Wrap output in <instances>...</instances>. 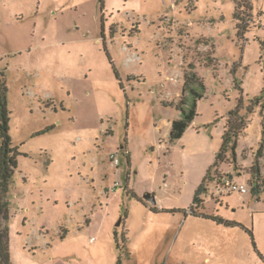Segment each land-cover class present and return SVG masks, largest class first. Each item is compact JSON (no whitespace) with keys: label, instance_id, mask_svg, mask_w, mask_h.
Returning <instances> with one entry per match:
<instances>
[{"label":"rangeland","instance_id":"obj_1","mask_svg":"<svg viewBox=\"0 0 264 264\" xmlns=\"http://www.w3.org/2000/svg\"><path fill=\"white\" fill-rule=\"evenodd\" d=\"M239 4L235 20V0H0L19 152L13 264H235L239 232L185 222L196 196V211L264 237V192L258 201L249 184L264 120V0ZM182 101L196 116L171 141ZM236 110L247 121L236 160L215 168ZM218 173L249 192L218 195Z\"/></svg>","mask_w":264,"mask_h":264},{"label":"trees","instance_id":"obj_2","mask_svg":"<svg viewBox=\"0 0 264 264\" xmlns=\"http://www.w3.org/2000/svg\"><path fill=\"white\" fill-rule=\"evenodd\" d=\"M236 1V11L234 14L235 20H240L238 10L240 8L239 0ZM240 27V25H239ZM243 30V28H241ZM197 95V94H196ZM262 97H257L253 101V106H260ZM183 101L177 106L178 110L181 112V117L175 121L172 125L170 132V140L178 141L181 140L188 129V127L193 122L196 116V102L189 112L184 111L182 108ZM261 114H264V105L262 106ZM10 120L11 113L8 107L7 101V87L5 82L4 73L0 74V264H13L10 248L8 243V228L7 222L9 220V210H10V200L9 194L11 189V184L17 169V158L19 152L16 147L12 144V139L10 136ZM247 127V121L245 117H240L238 111H233L230 113L229 120L225 127L224 135L222 138V147L220 152L217 154L215 163L213 167L218 168L222 163L228 162L229 157L235 162L236 160V150L238 146V139ZM264 159V120L262 122V137L259 143V147L254 155V161L250 167L249 184L252 189V193L255 196H259L264 192V172L262 169L261 161ZM128 157V163H129ZM218 178L219 173L217 174ZM210 177V172L207 175V179ZM206 181H204V187ZM201 204L200 198L198 196L194 199V204L189 208V216L202 217L207 220H211L218 225H225L227 227H235L237 224L227 221L223 218L217 216H210L201 214L196 211ZM195 205L198 207L195 208ZM248 233L253 241L254 248L256 249L254 234L252 229L242 228Z\"/></svg>","mask_w":264,"mask_h":264},{"label":"crops","instance_id":"obj_3","mask_svg":"<svg viewBox=\"0 0 264 264\" xmlns=\"http://www.w3.org/2000/svg\"><path fill=\"white\" fill-rule=\"evenodd\" d=\"M178 120V119H177ZM176 120V121H177ZM261 197L258 196V201H260ZM157 210H160L158 207ZM186 209V208H185ZM261 214H264V211L261 212ZM193 222L194 224H201L205 225L210 230L217 235L225 236L227 234H233L235 232H239V235L243 240H245V246L244 251L245 253H238V255H235V264H264V237L258 238L257 234L254 233V241L256 245V249L254 248L253 241L251 237L246 233L244 229H236L234 227H227L225 225H218L215 222L211 220L204 219L202 217H194V216H188L186 217V223L187 222ZM254 229H255V214H254Z\"/></svg>","mask_w":264,"mask_h":264},{"label":"built area","instance_id":"obj_4","mask_svg":"<svg viewBox=\"0 0 264 264\" xmlns=\"http://www.w3.org/2000/svg\"><path fill=\"white\" fill-rule=\"evenodd\" d=\"M118 164V161H116ZM238 193L240 195L247 194L249 192L248 186L244 184H237L236 182L232 181L229 178L221 177L218 180V195H222V193Z\"/></svg>","mask_w":264,"mask_h":264},{"label":"water","instance_id":"obj_5","mask_svg":"<svg viewBox=\"0 0 264 264\" xmlns=\"http://www.w3.org/2000/svg\"><path fill=\"white\" fill-rule=\"evenodd\" d=\"M144 200L151 205L155 206L157 204L156 197L154 194H147L144 196Z\"/></svg>","mask_w":264,"mask_h":264}]
</instances>
